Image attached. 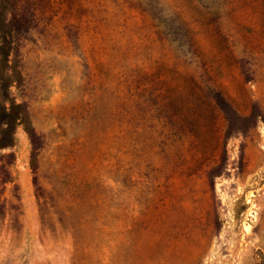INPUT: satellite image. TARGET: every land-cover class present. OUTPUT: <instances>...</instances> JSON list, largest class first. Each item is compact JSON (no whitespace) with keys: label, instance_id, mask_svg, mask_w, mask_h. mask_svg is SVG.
Wrapping results in <instances>:
<instances>
[{"label":"rangeland","instance_id":"obj_1","mask_svg":"<svg viewBox=\"0 0 264 264\" xmlns=\"http://www.w3.org/2000/svg\"><path fill=\"white\" fill-rule=\"evenodd\" d=\"M6 2L0 264H264V0Z\"/></svg>","mask_w":264,"mask_h":264},{"label":"trees","instance_id":"obj_2","mask_svg":"<svg viewBox=\"0 0 264 264\" xmlns=\"http://www.w3.org/2000/svg\"><path fill=\"white\" fill-rule=\"evenodd\" d=\"M9 9L6 0L0 2V89L4 98L7 97V89L13 82L12 72L7 71L11 65L10 55L14 44L7 18ZM27 122V114L21 103L8 101L7 106L0 105V149L13 145L16 125L23 124L28 131Z\"/></svg>","mask_w":264,"mask_h":264}]
</instances>
